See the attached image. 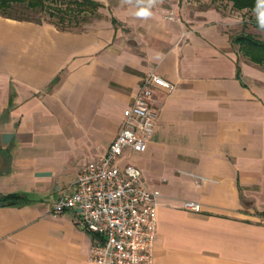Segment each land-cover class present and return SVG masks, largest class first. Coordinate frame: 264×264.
<instances>
[{
  "label": "crops",
  "instance_id": "1",
  "mask_svg": "<svg viewBox=\"0 0 264 264\" xmlns=\"http://www.w3.org/2000/svg\"><path fill=\"white\" fill-rule=\"evenodd\" d=\"M172 2L147 20L107 2L84 30L0 14V264H94L95 235L51 208L107 152L149 71L175 88L158 90L147 150L121 162L161 191L154 264H264V66L233 41L242 18Z\"/></svg>",
  "mask_w": 264,
  "mask_h": 264
},
{
  "label": "built area",
  "instance_id": "2",
  "mask_svg": "<svg viewBox=\"0 0 264 264\" xmlns=\"http://www.w3.org/2000/svg\"><path fill=\"white\" fill-rule=\"evenodd\" d=\"M161 88L171 92L175 83L156 71L147 72L107 152L84 164L72 189L52 205L53 217L72 209L79 225L95 235L89 254L94 264H154L161 191L148 185L138 166L121 159L128 148L147 150L161 110ZM185 207L200 209L194 201H186Z\"/></svg>",
  "mask_w": 264,
  "mask_h": 264
},
{
  "label": "rangeland",
  "instance_id": "3",
  "mask_svg": "<svg viewBox=\"0 0 264 264\" xmlns=\"http://www.w3.org/2000/svg\"><path fill=\"white\" fill-rule=\"evenodd\" d=\"M71 0H50L47 7L43 10H31L24 7H17L13 12L22 17H27L33 21H41L42 23L52 24L59 28L69 30H84L96 18H103L106 16L108 10L105 3L112 4L117 0H96L100 2L101 6L97 9H75L74 5L70 4ZM174 0H165L169 5ZM178 1V0H175ZM192 7H218L225 12L232 14L233 18H242L241 24L235 30L234 35H239L244 32H252L259 38L264 39V31H261L256 25V15L254 11L248 9L238 10L232 2L227 0H184ZM173 3V2H172ZM68 4H70L68 6ZM57 9H53L55 7ZM60 9V10H59ZM168 18L177 17V13L172 10L163 9ZM239 45V44H238ZM244 57V53L240 50ZM248 58V57H247ZM249 59V58H248ZM250 60V59H249ZM251 61V60H250ZM253 62V61H252ZM255 63V62H254ZM256 64V63H255Z\"/></svg>",
  "mask_w": 264,
  "mask_h": 264
},
{
  "label": "trees",
  "instance_id": "4",
  "mask_svg": "<svg viewBox=\"0 0 264 264\" xmlns=\"http://www.w3.org/2000/svg\"><path fill=\"white\" fill-rule=\"evenodd\" d=\"M50 0H0V14L20 20H31L27 17L17 15L13 11L17 7H24L31 10H43L50 7L47 3ZM54 1V0H53ZM232 2L233 6L238 9H248L254 11L256 0H227ZM71 5H74L75 9L86 10V9H97L101 6L100 2L96 0H71ZM68 4V6L70 5ZM52 7L53 9H57ZM60 10V9H59ZM33 21V20H31ZM41 22V21H37ZM258 27L257 19L254 21ZM259 28V27H258ZM233 41L239 44L240 50L247 56L251 61L264 66V39L259 38L252 32H244L239 35L233 36ZM19 194L4 195L1 197L3 201L19 199Z\"/></svg>",
  "mask_w": 264,
  "mask_h": 264
},
{
  "label": "clouds",
  "instance_id": "5",
  "mask_svg": "<svg viewBox=\"0 0 264 264\" xmlns=\"http://www.w3.org/2000/svg\"><path fill=\"white\" fill-rule=\"evenodd\" d=\"M159 0H120L121 6H130L136 9L133 15L139 19L147 20L153 16L152 8ZM258 27L264 31V0H256L254 9Z\"/></svg>",
  "mask_w": 264,
  "mask_h": 264
}]
</instances>
